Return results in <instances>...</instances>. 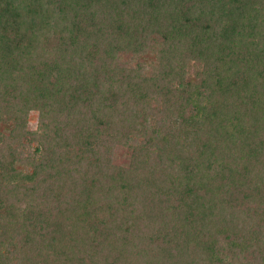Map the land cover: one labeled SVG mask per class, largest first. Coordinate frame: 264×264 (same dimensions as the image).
Returning <instances> with one entry per match:
<instances>
[{
    "label": "trees",
    "instance_id": "16d2710c",
    "mask_svg": "<svg viewBox=\"0 0 264 264\" xmlns=\"http://www.w3.org/2000/svg\"><path fill=\"white\" fill-rule=\"evenodd\" d=\"M0 264H264V0H0Z\"/></svg>",
    "mask_w": 264,
    "mask_h": 264
},
{
    "label": "rangeland",
    "instance_id": "374dc122",
    "mask_svg": "<svg viewBox=\"0 0 264 264\" xmlns=\"http://www.w3.org/2000/svg\"><path fill=\"white\" fill-rule=\"evenodd\" d=\"M29 123H30V128L32 130H37L38 129V126H39V114L37 111H32L30 113V119H29ZM122 152V150H120L119 147H117L116 149V153L117 154H120Z\"/></svg>",
    "mask_w": 264,
    "mask_h": 264
}]
</instances>
